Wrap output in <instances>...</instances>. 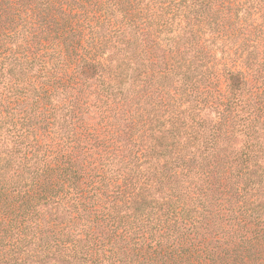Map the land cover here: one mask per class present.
<instances>
[{
    "label": "trees",
    "instance_id": "1",
    "mask_svg": "<svg viewBox=\"0 0 264 264\" xmlns=\"http://www.w3.org/2000/svg\"><path fill=\"white\" fill-rule=\"evenodd\" d=\"M0 264H264V0H0Z\"/></svg>",
    "mask_w": 264,
    "mask_h": 264
}]
</instances>
